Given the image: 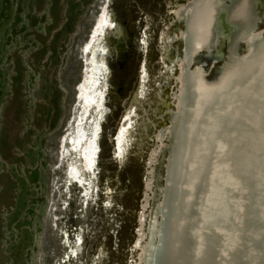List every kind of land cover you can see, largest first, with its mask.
<instances>
[{
    "label": "bare ground",
    "instance_id": "1",
    "mask_svg": "<svg viewBox=\"0 0 264 264\" xmlns=\"http://www.w3.org/2000/svg\"><path fill=\"white\" fill-rule=\"evenodd\" d=\"M104 2L82 44L89 51L76 84L81 114L74 111L60 142L78 157L66 177L80 186L79 162L95 172L109 94L124 105L110 139L116 155L143 82L141 73L126 99L111 83L110 58L123 63L128 36ZM172 3L170 26L158 38L165 68L155 81L157 100L142 109L133 132L141 142L146 120L152 125L128 253L134 264H264V0ZM92 105L98 118L88 130Z\"/></svg>",
    "mask_w": 264,
    "mask_h": 264
},
{
    "label": "rangeland",
    "instance_id": "2",
    "mask_svg": "<svg viewBox=\"0 0 264 264\" xmlns=\"http://www.w3.org/2000/svg\"><path fill=\"white\" fill-rule=\"evenodd\" d=\"M104 1L0 0V264H134L128 252L152 125L146 120L141 142L133 132L145 119L142 109L157 100L155 81L165 68L158 38L170 26L174 0H108L128 36L123 63L110 58L111 83L126 99L141 73L143 82L116 155L110 139L123 109L117 93L109 94L95 172L79 162L80 186L66 177L78 157L60 142L74 111L81 114L80 48ZM104 35L113 40L111 30ZM88 115L89 130L98 114L91 107Z\"/></svg>",
    "mask_w": 264,
    "mask_h": 264
},
{
    "label": "water",
    "instance_id": "3",
    "mask_svg": "<svg viewBox=\"0 0 264 264\" xmlns=\"http://www.w3.org/2000/svg\"><path fill=\"white\" fill-rule=\"evenodd\" d=\"M261 26H263V23L261 24ZM87 39H88V37H87ZM87 39H86V40H87ZM88 51H89V48L84 50V49L82 48V46H81V48H80V54H81V56L84 55V54H86ZM116 55H117V57H118V54H117V53H116ZM77 89H78V87L76 86V90H77ZM76 98L78 99V96H77ZM117 98L119 99L120 97L117 96ZM117 98H116V99H117ZM120 101H121V99H120ZM76 103H77V101H76ZM121 104H122V101H121ZM91 107H93V105H92ZM88 108H89V107H88ZM123 108H124V105L122 104V105H121V109H123ZM104 117H105V115H103L102 118L100 117L99 119H103ZM97 135H98V134H97ZM94 139L97 140V139H98V136H95Z\"/></svg>",
    "mask_w": 264,
    "mask_h": 264
}]
</instances>
